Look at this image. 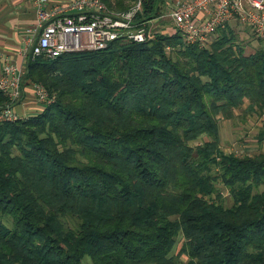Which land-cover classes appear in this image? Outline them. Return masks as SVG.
<instances>
[{"label":"trees","instance_id":"obj_1","mask_svg":"<svg viewBox=\"0 0 264 264\" xmlns=\"http://www.w3.org/2000/svg\"><path fill=\"white\" fill-rule=\"evenodd\" d=\"M141 6L148 26L160 0ZM34 82L54 102L0 126V264H264V150L219 139L264 115V44L157 30L28 59Z\"/></svg>","mask_w":264,"mask_h":264},{"label":"built area","instance_id":"obj_2","mask_svg":"<svg viewBox=\"0 0 264 264\" xmlns=\"http://www.w3.org/2000/svg\"><path fill=\"white\" fill-rule=\"evenodd\" d=\"M34 5L36 23L22 50L26 61L101 50L120 39L144 42L154 37L152 24L147 26L136 18L142 11L141 0L133 2L127 10L113 9L102 0H66L53 5L49 0H34ZM202 11L207 17L198 21ZM170 17L185 44H208L233 18L248 24L264 42V0H185L173 7ZM24 73L25 67L10 61L0 67V91L6 98L0 104V126L26 118L15 109L23 96ZM31 86L37 103L47 106L54 102V96L42 83L34 82Z\"/></svg>","mask_w":264,"mask_h":264},{"label":"crops","instance_id":"obj_3","mask_svg":"<svg viewBox=\"0 0 264 264\" xmlns=\"http://www.w3.org/2000/svg\"><path fill=\"white\" fill-rule=\"evenodd\" d=\"M180 1L185 0H160L159 19L156 18L153 21L158 23L159 31L175 32L176 26L170 17V12ZM49 2L53 5L66 3V0H49ZM35 9L34 0H0V67L6 61L19 67H25L26 59L22 50L26 46L27 38L31 36L30 29L36 23ZM206 17L207 13L202 11L199 12L197 19L202 21ZM220 30L233 36L243 46L246 55L254 53L257 48L263 45L262 40L255 36L250 26L240 22L237 18L230 20L224 28H220L214 37L219 36ZM43 107L37 103L32 86H25L23 96L15 109L20 115L27 117L39 112ZM255 121L257 128L263 125L264 115L256 118ZM262 144L264 145V143Z\"/></svg>","mask_w":264,"mask_h":264},{"label":"rangeland","instance_id":"obj_4","mask_svg":"<svg viewBox=\"0 0 264 264\" xmlns=\"http://www.w3.org/2000/svg\"><path fill=\"white\" fill-rule=\"evenodd\" d=\"M150 24H152L153 34L157 33V30H159L158 23L151 21L149 22V25ZM176 30L175 28V31ZM255 120V117L249 118L245 123L223 120L220 123V147L225 152H234L239 155L245 153L253 154L260 149L264 150V145L257 142L256 133L258 128L255 124ZM224 194L227 196V190L224 191ZM225 203H229L228 198ZM180 247L181 242H178L174 252L177 253Z\"/></svg>","mask_w":264,"mask_h":264}]
</instances>
